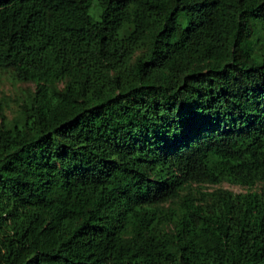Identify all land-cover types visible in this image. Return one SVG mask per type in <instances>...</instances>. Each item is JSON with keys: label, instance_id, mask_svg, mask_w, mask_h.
Wrapping results in <instances>:
<instances>
[{"label": "trees", "instance_id": "trees-1", "mask_svg": "<svg viewBox=\"0 0 264 264\" xmlns=\"http://www.w3.org/2000/svg\"><path fill=\"white\" fill-rule=\"evenodd\" d=\"M264 0H0V264H264Z\"/></svg>", "mask_w": 264, "mask_h": 264}, {"label": "rangeland", "instance_id": "rangeland-1", "mask_svg": "<svg viewBox=\"0 0 264 264\" xmlns=\"http://www.w3.org/2000/svg\"><path fill=\"white\" fill-rule=\"evenodd\" d=\"M256 28L257 31L253 34V38L256 47L259 48L264 45V27L259 24ZM34 89L35 83L32 81H15L6 74L0 73V110L2 109L8 120H14L20 116V104L27 93ZM262 185H264V181H258L251 188L247 185L222 181L220 183H193L191 188L197 191L198 189L213 190L218 187H223L240 192L247 191L248 189L260 190Z\"/></svg>", "mask_w": 264, "mask_h": 264}]
</instances>
